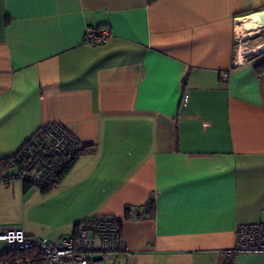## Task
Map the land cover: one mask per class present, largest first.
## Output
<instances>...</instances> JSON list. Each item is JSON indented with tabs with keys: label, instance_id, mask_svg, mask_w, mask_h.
Returning <instances> with one entry per match:
<instances>
[{
	"label": "crops",
	"instance_id": "1",
	"mask_svg": "<svg viewBox=\"0 0 264 264\" xmlns=\"http://www.w3.org/2000/svg\"><path fill=\"white\" fill-rule=\"evenodd\" d=\"M261 12L264 0H0V158L51 122L94 147L46 192L0 182V227L52 241L113 215L127 252L108 264H264L224 253L239 224L264 221V31L248 22ZM88 26L110 35L86 43ZM237 51L248 61L234 65ZM31 195H58L55 230L29 226Z\"/></svg>",
	"mask_w": 264,
	"mask_h": 264
},
{
	"label": "built area",
	"instance_id": "2",
	"mask_svg": "<svg viewBox=\"0 0 264 264\" xmlns=\"http://www.w3.org/2000/svg\"><path fill=\"white\" fill-rule=\"evenodd\" d=\"M109 35L108 27L88 26L84 42L104 43ZM238 41L239 49L244 39ZM238 54L237 51L234 65L248 61V52L242 53L241 59ZM80 144L61 123L41 125L21 146L20 154L25 160L12 173L2 176L0 182L12 179L27 180L34 185L45 182L76 154ZM131 211L134 215L138 213L135 208ZM0 244V264H108L116 255L127 252L118 219L104 214L81 220L71 235H58L52 241L28 235L20 225L1 226ZM224 253L228 257L264 254V221L239 224L235 243Z\"/></svg>",
	"mask_w": 264,
	"mask_h": 264
},
{
	"label": "trees",
	"instance_id": "3",
	"mask_svg": "<svg viewBox=\"0 0 264 264\" xmlns=\"http://www.w3.org/2000/svg\"><path fill=\"white\" fill-rule=\"evenodd\" d=\"M149 2L155 1V0H148ZM260 70H264V62L261 63ZM20 149L21 147L13 154L0 158V178L6 174L12 173L14 171V168L18 165H20L24 160L25 157L23 154H20ZM94 150V147L92 145H83L82 143L80 144L78 151L76 154L53 176L50 177L49 180L42 182V183H31L30 181H22V190L24 193H28L31 190H36L39 192H46L50 190L55 184H57L63 176L70 170V168L73 166L79 155L81 154H90ZM8 183V182H4ZM148 207L145 213H147L150 217L154 215V204L153 201L150 200L147 203ZM135 208V207H134ZM137 209V208H135ZM131 210V208L129 209ZM138 213L135 214V216H140V212L137 209ZM94 216V215H93ZM89 218V217H88ZM86 219V218H85ZM84 220V219H82ZM81 221V220H80ZM79 221V222H80ZM78 222L75 224L74 229ZM118 224L120 225V222L118 221Z\"/></svg>",
	"mask_w": 264,
	"mask_h": 264
},
{
	"label": "rangeland",
	"instance_id": "4",
	"mask_svg": "<svg viewBox=\"0 0 264 264\" xmlns=\"http://www.w3.org/2000/svg\"><path fill=\"white\" fill-rule=\"evenodd\" d=\"M31 196L32 198L30 199L27 205V209L29 212V217L27 219V222L29 223V226L37 230H40L42 234L55 230L58 227L57 226L58 222L56 220L58 215L55 212H51V209H49V204L51 203L57 204L58 195H31ZM63 204L62 202H60V206L58 208L63 207ZM19 225L21 227L23 226L22 223Z\"/></svg>",
	"mask_w": 264,
	"mask_h": 264
},
{
	"label": "bare ground",
	"instance_id": "5",
	"mask_svg": "<svg viewBox=\"0 0 264 264\" xmlns=\"http://www.w3.org/2000/svg\"><path fill=\"white\" fill-rule=\"evenodd\" d=\"M248 22H249V25L252 27L264 26V13H262V12L261 13H254L250 17V20Z\"/></svg>",
	"mask_w": 264,
	"mask_h": 264
},
{
	"label": "water",
	"instance_id": "6",
	"mask_svg": "<svg viewBox=\"0 0 264 264\" xmlns=\"http://www.w3.org/2000/svg\"><path fill=\"white\" fill-rule=\"evenodd\" d=\"M264 28V26H262ZM260 51H264V46L261 47Z\"/></svg>",
	"mask_w": 264,
	"mask_h": 264
}]
</instances>
